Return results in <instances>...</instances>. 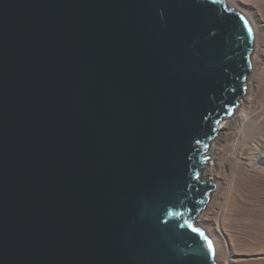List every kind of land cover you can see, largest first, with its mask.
Masks as SVG:
<instances>
[{
	"label": "water",
	"instance_id": "95a60500",
	"mask_svg": "<svg viewBox=\"0 0 264 264\" xmlns=\"http://www.w3.org/2000/svg\"><path fill=\"white\" fill-rule=\"evenodd\" d=\"M255 37L226 0H0V264H217L205 154Z\"/></svg>",
	"mask_w": 264,
	"mask_h": 264
},
{
	"label": "bare ground",
	"instance_id": "6f19581e",
	"mask_svg": "<svg viewBox=\"0 0 264 264\" xmlns=\"http://www.w3.org/2000/svg\"><path fill=\"white\" fill-rule=\"evenodd\" d=\"M253 22L256 37L243 95L209 143L202 181L215 190L196 224L217 264H264V0H226Z\"/></svg>",
	"mask_w": 264,
	"mask_h": 264
},
{
	"label": "rangeland",
	"instance_id": "374dc122",
	"mask_svg": "<svg viewBox=\"0 0 264 264\" xmlns=\"http://www.w3.org/2000/svg\"><path fill=\"white\" fill-rule=\"evenodd\" d=\"M237 10H239V9H237ZM237 10H236V11H237ZM253 54H254V53H253ZM253 54H252V57H253ZM246 80H247V79H246ZM219 126H220V124H219ZM219 126H218V127H219ZM216 132H217V131H216ZM217 135H218V134L215 133V136H214V137H216ZM212 140H214V138L211 139V141H212ZM211 141H210V142H211ZM208 151H209V149H206V153H208ZM209 162H210V161L208 160V161H207V164H208Z\"/></svg>",
	"mask_w": 264,
	"mask_h": 264
},
{
	"label": "snow or ice",
	"instance_id": "6c2138e0",
	"mask_svg": "<svg viewBox=\"0 0 264 264\" xmlns=\"http://www.w3.org/2000/svg\"><path fill=\"white\" fill-rule=\"evenodd\" d=\"M192 231L195 232V231H197V229L193 227V228H192ZM201 235H202V233H201ZM209 248H211V244H210V242H209Z\"/></svg>",
	"mask_w": 264,
	"mask_h": 264
}]
</instances>
